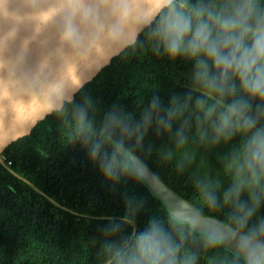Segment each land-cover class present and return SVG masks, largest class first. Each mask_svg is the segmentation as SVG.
I'll use <instances>...</instances> for the list:
<instances>
[{
  "label": "clouds",
  "instance_id": "9594fccd",
  "mask_svg": "<svg viewBox=\"0 0 264 264\" xmlns=\"http://www.w3.org/2000/svg\"><path fill=\"white\" fill-rule=\"evenodd\" d=\"M155 4V0H153ZM151 5H149L150 7ZM142 34V35H141ZM134 50L187 62L183 91L153 92L140 111L98 107L91 95L61 99L53 112L75 128L70 144L86 150L113 190L144 182L153 153L188 174L203 200L167 203L137 229L144 201L124 196L100 236V264H264V0H160L138 27ZM67 112V115L63 114ZM163 138L158 147L149 133ZM224 146L213 166L209 153ZM154 190L161 182L153 178ZM226 213L224 222L205 215ZM170 216V218H169Z\"/></svg>",
  "mask_w": 264,
  "mask_h": 264
},
{
  "label": "trees",
  "instance_id": "16d2710c",
  "mask_svg": "<svg viewBox=\"0 0 264 264\" xmlns=\"http://www.w3.org/2000/svg\"><path fill=\"white\" fill-rule=\"evenodd\" d=\"M134 44L79 90L73 101L91 95L98 107L118 104L135 114L153 92L167 99L170 91H183L187 62L134 50ZM74 135L75 128L53 112L1 154L6 161L0 164V264H100L95 253L99 245L92 241L100 236L107 217L123 214L125 195L144 201L136 217L137 229L154 215H168L145 182L122 181L113 190L86 150L70 144ZM164 142L150 132L145 146ZM225 151L220 146L209 153V162L218 166L216 155ZM145 164L178 197L203 206L187 173L179 175L161 164L155 153ZM260 212L264 214V207ZM205 215L226 220L223 211L209 209Z\"/></svg>",
  "mask_w": 264,
  "mask_h": 264
},
{
  "label": "water",
  "instance_id": "95a60500",
  "mask_svg": "<svg viewBox=\"0 0 264 264\" xmlns=\"http://www.w3.org/2000/svg\"><path fill=\"white\" fill-rule=\"evenodd\" d=\"M159 3L0 0V155L134 44L141 21ZM146 167L144 182L166 208L184 200Z\"/></svg>",
  "mask_w": 264,
  "mask_h": 264
},
{
  "label": "built area",
  "instance_id": "2783aa9c",
  "mask_svg": "<svg viewBox=\"0 0 264 264\" xmlns=\"http://www.w3.org/2000/svg\"><path fill=\"white\" fill-rule=\"evenodd\" d=\"M0 159H1V161H2L3 163H5L6 159H5L4 156H1V155H0ZM7 164H9V162H8Z\"/></svg>",
  "mask_w": 264,
  "mask_h": 264
}]
</instances>
